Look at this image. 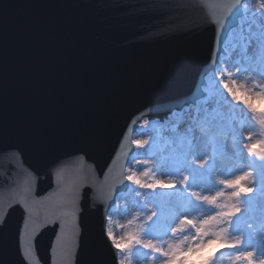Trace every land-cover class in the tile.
<instances>
[{
  "label": "snow or ice",
  "instance_id": "obj_1",
  "mask_svg": "<svg viewBox=\"0 0 264 264\" xmlns=\"http://www.w3.org/2000/svg\"><path fill=\"white\" fill-rule=\"evenodd\" d=\"M180 6L203 8L216 25L212 71L217 87L205 86L195 100L166 109L165 121L155 126L142 114L138 135L148 138H133L134 148L126 147L125 138L116 158L124 159L118 166L113 161L103 179L89 162L103 147L97 134L82 144L67 142L70 150L52 161L56 188L47 195H36L31 170L13 180L9 190L18 194L16 202L28 215L22 241L27 264H39L36 228L47 224L59 226L52 264H102L81 244L80 202L90 188L95 199L107 203L105 192L113 194L117 185L131 197L126 215L133 226L119 240L105 229L125 257L119 264H131L137 255L153 264H189L191 254L214 244L221 246L220 256L227 249L232 264H264V103L259 108L249 103L251 98L264 102V0H192ZM9 128L5 106L0 133ZM21 131L40 154L66 146L51 128ZM5 215L0 208V225ZM257 223L261 227L254 231ZM7 255L8 242L0 236V257ZM218 259L213 253L199 264Z\"/></svg>",
  "mask_w": 264,
  "mask_h": 264
},
{
  "label": "water",
  "instance_id": "obj_2",
  "mask_svg": "<svg viewBox=\"0 0 264 264\" xmlns=\"http://www.w3.org/2000/svg\"><path fill=\"white\" fill-rule=\"evenodd\" d=\"M192 0H0V236L9 245L3 264H27L22 241L28 215L9 190L25 170L34 173L36 195L56 188L52 161L91 135L103 147L90 163L103 173L118 166L121 142L139 132L142 114L163 120L166 109L195 100L212 71L216 25ZM151 6V7H150ZM163 6V7H156ZM211 90V82L208 83ZM53 131L66 146L40 154L22 128ZM130 154V153H129ZM115 171V168H114ZM122 185L107 203L85 188L81 199V244L89 258L119 264V251L105 235L108 214ZM11 201V203H10ZM58 224L36 228L39 264H52Z\"/></svg>",
  "mask_w": 264,
  "mask_h": 264
},
{
  "label": "rangeland",
  "instance_id": "obj_3",
  "mask_svg": "<svg viewBox=\"0 0 264 264\" xmlns=\"http://www.w3.org/2000/svg\"><path fill=\"white\" fill-rule=\"evenodd\" d=\"M229 86L231 87V84ZM216 87H217V80L213 79V82L211 84V90L214 91ZM219 87L223 88V84H219ZM248 87H251V85H248ZM233 90L236 91L235 88ZM238 94H243L242 90ZM244 98L249 99L248 96H245ZM229 99H231V97H229ZM249 103L259 108L262 106V103L264 102H261L260 100L255 99V98H251L249 99ZM138 133L135 136V139H147L148 138L146 136H140L138 135ZM245 135H247V133H245ZM131 207H132L131 197L129 196L127 192H123L121 196L117 198L114 204V207L109 212V215H111V221L110 222L108 221V228H111L117 240H119L122 236H125L127 232L132 230L133 226H130L128 224V220L131 217L126 215V211L130 210ZM257 216L259 217V213H257ZM260 227L261 226L259 225V223H257V227L256 229H254V231H259ZM221 251L222 249L219 244L211 245L208 248H206L204 252L202 253L191 254L189 256V264H199V262L204 259H211L213 253L219 256V259L217 260V264H232V261L228 258L227 249H223L225 253L224 256L219 255ZM121 259H125V257L119 252V260ZM125 264H128L127 260H125ZM131 264H153V262L151 261L150 258H141L139 255H137L136 258L132 259ZM155 264H160V262L156 261Z\"/></svg>",
  "mask_w": 264,
  "mask_h": 264
},
{
  "label": "bare ground",
  "instance_id": "obj_4",
  "mask_svg": "<svg viewBox=\"0 0 264 264\" xmlns=\"http://www.w3.org/2000/svg\"><path fill=\"white\" fill-rule=\"evenodd\" d=\"M206 87H208V83L209 82H211V84H212V82H213V71H210L207 75H206ZM143 118H146V119H148L151 123H152V125L154 126L155 124H160L161 122H164L165 121V118L163 119V120H161L160 118H158V117H155V118H148V117H143ZM143 118L139 121V125H142L143 124ZM140 129V128H139ZM123 193V192H122ZM122 193H120L119 195H118V197L119 196H121V194ZM114 207V206H113Z\"/></svg>",
  "mask_w": 264,
  "mask_h": 264
}]
</instances>
